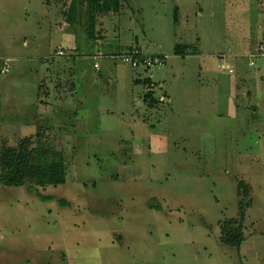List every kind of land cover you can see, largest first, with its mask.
Here are the masks:
<instances>
[{
    "label": "rangeland",
    "instance_id": "374dc122",
    "mask_svg": "<svg viewBox=\"0 0 264 264\" xmlns=\"http://www.w3.org/2000/svg\"><path fill=\"white\" fill-rule=\"evenodd\" d=\"M49 1L0 0V56L12 59L0 147L40 127L67 180L36 187L48 201L0 186V264H264V66L245 57L264 40V0H122L95 32L83 6ZM176 44L193 55H174ZM131 46L165 63L90 58ZM240 181L251 205L235 249L218 242V223L237 218Z\"/></svg>",
    "mask_w": 264,
    "mask_h": 264
},
{
    "label": "trees",
    "instance_id": "16d2710c",
    "mask_svg": "<svg viewBox=\"0 0 264 264\" xmlns=\"http://www.w3.org/2000/svg\"><path fill=\"white\" fill-rule=\"evenodd\" d=\"M46 1L47 3L50 2L49 0ZM121 1L122 0H69V2L64 5L68 7V13H74L77 5H79V7L83 6L88 14V28L91 29L92 32H95L94 27H96L95 25H97L99 18L107 13H118L121 7ZM262 43H264V40ZM134 50L138 51L140 56H142L137 46L128 47L127 51L124 53H130ZM253 51L254 49L250 52ZM173 53L180 57L189 54L193 55L186 45L183 46L180 44L174 46ZM96 55H102V58L115 56L114 54L108 55L106 53L95 54L90 58L93 60V57ZM261 79L264 80V77ZM151 93L152 92L149 91L144 95V99L149 105L152 102L150 97ZM1 106L0 98V122L2 119ZM43 134L41 128L38 127L33 136L34 138L32 136L22 138L15 146L2 145L0 147V186L7 188L25 187L29 193H36L40 200L48 201L51 200L52 197L40 196L36 187H57L65 184L67 180V168L65 166L64 154L62 151L54 150L55 147L47 140L49 138L45 137ZM237 196L239 197L237 203V218L226 219L218 223L220 232L218 242L225 247L235 249H239L241 243L244 241L243 224L246 218V210L251 205V202L246 200L249 196V192L244 182L240 181L237 183Z\"/></svg>",
    "mask_w": 264,
    "mask_h": 264
},
{
    "label": "built area",
    "instance_id": "2783aa9c",
    "mask_svg": "<svg viewBox=\"0 0 264 264\" xmlns=\"http://www.w3.org/2000/svg\"><path fill=\"white\" fill-rule=\"evenodd\" d=\"M139 56V57H138ZM64 57L63 51L58 48V51L55 53V57L53 59L62 58ZM248 59V66L254 67L258 65V61L264 60V43L260 42L258 43L257 47L254 49L253 52H249L246 56ZM102 55H96L93 57V60L101 59ZM110 58L114 60H119L120 62L129 65L132 68L139 67L142 65L144 68H150L152 66H160L165 63V58L161 56H140V53L136 50L130 53H124L119 54L115 56H110ZM11 58L8 57H1L0 56V74H7L9 72V62L11 61ZM94 68H98V65L96 63L93 64ZM222 70L227 69L229 73L233 72L232 67H225L221 66Z\"/></svg>",
    "mask_w": 264,
    "mask_h": 264
},
{
    "label": "crops",
    "instance_id": "0c3cea01",
    "mask_svg": "<svg viewBox=\"0 0 264 264\" xmlns=\"http://www.w3.org/2000/svg\"><path fill=\"white\" fill-rule=\"evenodd\" d=\"M24 44V46L26 45V43H23ZM138 48V47H137ZM139 49V48H138ZM140 50V49H139ZM141 51V50H140ZM250 51H252L250 48H249V52ZM142 53V52H141ZM142 55H144V54H142ZM147 54H145L144 56H146ZM147 56H157V55H147ZM235 59H237V58H235ZM234 62V64L236 65V64H238L239 63V60L237 61V60H234L233 61ZM261 62H263V64H260ZM259 63V64H258ZM258 68L260 69L261 67H262V65L264 66V60H260V61H258ZM231 65H233V63L231 64ZM235 65H233L234 67H235ZM64 68H57V66H56V68H50L49 67V69H48V71L49 72H51V71H53V72H55L54 74L57 76V74L58 75H60V76H62V79H66L65 78V76H66V71L65 70H63ZM92 69H95V68H93V63H92ZM98 69H99V66H98ZM98 69H95V70H98ZM57 71H58V73H57ZM69 71H70V69H68V73H69ZM40 74V69H36V75H37V77H34L33 76V74H32V78L33 79H35V81L36 82H38V80H37V78H38V75ZM235 82H236V84H237V82L238 81H241V80H243L244 79V77H243V75H242V73L240 72V71H238V76H237V72L235 71ZM130 77H129V80H130V83H132V85L133 84H135V83H139L140 82V79H132V77H131V74L129 75ZM61 78H59V80L61 81L62 80ZM260 80H262V79H260ZM153 79H152V77L151 76H149V77H147V78H145L144 79V83L146 84V85H148L149 87L150 86H152V84H154L153 83ZM52 82H54V81H50V83H51V85H52ZM55 85H54V90L56 91V95H57V91H61V89H62V87H61V84H58L57 85V78L55 79ZM40 86H42V89H43V85H37V86H32V84H28V83H23L20 87H21V89L19 90L21 93H26V92H30V91H33V90H35V89H37V91H39L40 89H41V87ZM51 87V86H50ZM229 88H230V90L232 91V92H234L238 87L236 86V88L232 85V86H229ZM235 88V89H234ZM47 91H49V89L47 90ZM44 92V94H46V91H43ZM246 92H247V90H246ZM6 93H7V95L9 96H15V91H14V89H12L11 87H8L7 89H6ZM49 93V92H48ZM47 93V94H48ZM249 94V93H248ZM7 98L8 97H6L5 98V100H6V102H7ZM55 100V102L57 103V98H55L54 99ZM159 101H163V102H168V98L166 97V95H162L160 98H159ZM40 103V108H41V104H42V102L40 101L39 102ZM1 105H2V102H1ZM47 105V104H46ZM47 108V107H46ZM46 108L45 109H43V110H38L37 111V113L40 115V117L39 118H42V116L43 115H51V113H48L47 112V110H46ZM42 115V116H41ZM44 118V117H43ZM52 120V119H51Z\"/></svg>",
    "mask_w": 264,
    "mask_h": 264
}]
</instances>
